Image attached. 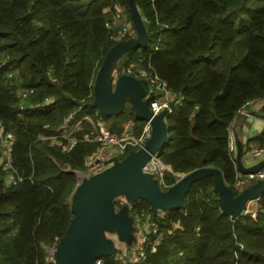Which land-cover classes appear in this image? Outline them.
Returning a JSON list of instances; mask_svg holds the SVG:
<instances>
[{
  "label": "trees",
  "instance_id": "trees-1",
  "mask_svg": "<svg viewBox=\"0 0 264 264\" xmlns=\"http://www.w3.org/2000/svg\"><path fill=\"white\" fill-rule=\"evenodd\" d=\"M133 1L146 43L128 49L120 63L150 64L181 96L167 118L160 158L174 173L216 167L232 189L231 122L246 102L264 97V0ZM117 7L132 20L127 0H0V122L13 135L11 163L22 177L7 185L0 165V264H43L46 247L68 229L76 171L97 146L83 138L94 129L85 116L101 117L116 132L128 119L135 134L144 124L128 99L117 114L90 105L106 53L130 39L111 37L118 26L109 17ZM23 88L33 90L25 99ZM73 113L82 120L70 149L42 139L67 130ZM253 142L264 147V131ZM177 178L166 174L169 184ZM257 204L255 216L223 211L213 177L203 176L181 208L150 215L161 235L153 251L147 244L143 258L108 254L96 264H264V191ZM130 210L152 213L143 199Z\"/></svg>",
  "mask_w": 264,
  "mask_h": 264
},
{
  "label": "water",
  "instance_id": "water-1",
  "mask_svg": "<svg viewBox=\"0 0 264 264\" xmlns=\"http://www.w3.org/2000/svg\"><path fill=\"white\" fill-rule=\"evenodd\" d=\"M127 1L137 38L118 42L106 53L94 79V99L91 106L95 105L105 114H117L128 99L135 117L149 120L152 131L142 148L129 152L102 172L83 177L76 183L71 195L73 218L65 234L59 239L55 264H96L98 257L116 253L113 246L104 239V231L112 226L124 231L129 225L126 212L113 214L108 209L99 216L97 214L105 202L122 193L128 194L133 200L143 199L149 202L152 213L156 210L178 209L183 206L185 194L194 181L203 176H212L220 208L236 216L248 200L258 199V195L264 191V179H260L234 194L216 167H199L184 173L166 190H161L150 175L142 172L141 167L145 161L165 145L168 127L163 120L165 112L153 115L149 111V98H144L145 81L130 75H120L115 78L112 88L106 82L111 64L121 54L146 43V29L139 11L133 0ZM260 167L254 166L248 171H256Z\"/></svg>",
  "mask_w": 264,
  "mask_h": 264
},
{
  "label": "built area",
  "instance_id": "built-area-1",
  "mask_svg": "<svg viewBox=\"0 0 264 264\" xmlns=\"http://www.w3.org/2000/svg\"><path fill=\"white\" fill-rule=\"evenodd\" d=\"M131 26V24H124L122 28L118 29L115 32L116 34H113L111 37L116 40L126 35H131L133 31ZM120 75H130L138 78L141 81H145L146 91L144 98H149L147 102L148 109L153 115L165 112L163 115V120L165 123L168 116L173 113L174 105L181 103V96L177 95L170 89L168 83L157 75L150 64L140 67L132 63L121 64L118 70V76ZM32 91V89L27 88L20 89L19 96L25 99L32 93ZM45 100V104L47 106L53 102L51 98H46ZM250 101L246 102V104L238 110L237 115L245 117L249 114L247 105H249ZM84 118H87V116ZM260 119L264 131V112ZM70 120L73 122V124L67 130L48 137H42V139L49 140L50 144L61 146L63 150L70 149L76 142V139L71 136V134L80 127L82 118L77 119L76 114L73 113L68 116L66 122ZM91 123L94 129L85 133L83 138L87 141L97 142V146L91 153L85 156L83 168L77 172V182L83 177H90L112 166L115 160H121L130 150L136 151L142 148L147 139L150 137L152 131V126L149 120L144 121V124L138 134H135L134 121L132 119L125 121L122 129L119 132L111 131L108 127H106L101 117H98L95 119V121L92 120ZM64 140L65 143H63ZM12 141V133L6 132L2 123L0 122V165L5 171L4 183L7 185H13L22 180V177L18 175L11 163ZM228 149L230 153L234 152V141L232 138H229ZM158 153L152 154L150 158L142 165L141 170L142 172L150 175L161 190H166L174 184H169L167 182L166 174L170 173L177 176L178 173H174L170 166L160 158ZM263 153V146L251 147L252 157L260 158ZM248 177L250 180L255 179L254 182L264 179V169L260 167L256 171H249ZM243 189V181L240 180L239 176L236 174L235 181L232 184V190L234 194H238ZM254 200L257 202V199ZM248 204L249 201L245 203L243 208L240 210L239 215H256L257 208L249 211V209H247ZM132 212L135 214V216H143L145 214L144 212ZM156 214L159 217H162L165 215V211L156 210ZM149 215L150 214L148 213L145 223L142 222L140 224V221L137 218L139 222L136 224V229L140 228L141 230L140 234L138 235L139 239L136 242L137 246L128 254L123 252H121V254L115 253V258L121 260L128 258L130 261H134L145 256L147 244L150 245V249L152 251L155 249V246L158 244L161 235L157 230L156 223L149 218ZM145 230L154 234L155 239L153 241H149L146 234L147 232H145ZM58 242L59 240L55 239V241L50 246L46 247L43 264H55V252L57 250ZM97 262L100 263V260H97Z\"/></svg>",
  "mask_w": 264,
  "mask_h": 264
},
{
  "label": "crops",
  "instance_id": "crops-1",
  "mask_svg": "<svg viewBox=\"0 0 264 264\" xmlns=\"http://www.w3.org/2000/svg\"><path fill=\"white\" fill-rule=\"evenodd\" d=\"M136 34L137 33L134 34V37ZM123 54H121L119 57H121ZM113 63L115 65L114 70L110 74L109 80H106L110 88L113 87L112 83L114 82L115 78L118 77L116 75V69L120 62L114 61ZM247 110L249 112L247 116L244 117L241 115H236L233 118L229 131V136L234 141V152L231 153V155L235 163V173L237 176H239L240 180L243 181L244 188L255 183V179L250 180L248 177V170L250 168L254 166H261V168L264 169V153L260 158H255L251 155V147L254 146L253 140L255 137L261 135L263 131L260 117L264 112V97L251 100L249 105H247ZM244 182L247 183V185H245ZM253 200L254 199L248 201L250 202ZM128 209H131V203L128 204ZM142 217H144L146 221L147 217ZM129 252L130 251L126 253L128 254Z\"/></svg>",
  "mask_w": 264,
  "mask_h": 264
},
{
  "label": "rangeland",
  "instance_id": "rangeland-1",
  "mask_svg": "<svg viewBox=\"0 0 264 264\" xmlns=\"http://www.w3.org/2000/svg\"><path fill=\"white\" fill-rule=\"evenodd\" d=\"M117 8L118 9L115 10V12L109 17V18L113 19L111 24L118 26V29H121L124 24L130 23L132 25L131 27L133 30L132 34L130 35V38H137V34L134 37L136 30L134 27L135 25L133 24V18L131 16V13H130V16H131L132 20L129 21L128 13L124 10V8H122V7H117ZM144 27H145V25H144ZM123 41H125V40H123ZM123 41H120V42H123ZM121 57H118L115 61L121 62V59H120ZM119 64H122V63H119ZM132 64H134V63H132ZM114 67H115L114 63L111 64L106 80H109L110 74L114 70ZM101 113L105 114L103 112H101ZM87 119L90 121L94 120L90 116H87ZM168 127H169V123H168ZM0 152H1V146H0ZM78 171H76V174ZM182 174H184V173H178L177 174V176H178L177 180L180 178V176H182ZM245 185H247V183H245ZM134 201L135 200H133L131 196H129L126 193H122L121 195L115 196L112 199L105 202L100 207V210L97 214V216H99L102 212L109 209L112 211L113 214H118V213H122L123 211H125L126 216H128V224L129 225L127 224L128 227L124 231H119L116 226L109 227L104 231V239L113 246V248L116 251V254H121V252L126 253L128 251L133 250L137 246L136 242L139 239L138 235L140 234L141 230H140V228L136 229V224L139 221H140V224L142 223V221H143V223L146 222L144 217L135 216V214L131 210H129L128 208H125V207H128V204H130V203L132 204ZM255 208H258V204H256V202L254 200L250 201L247 209H249V211H251ZM148 213L150 215L151 214L157 215L156 212L155 213L147 212V213H145L146 215L144 214L143 216L147 217ZM150 215H149V218L151 219ZM165 215H166V211H165ZM137 218L139 221L137 220Z\"/></svg>",
  "mask_w": 264,
  "mask_h": 264
}]
</instances>
